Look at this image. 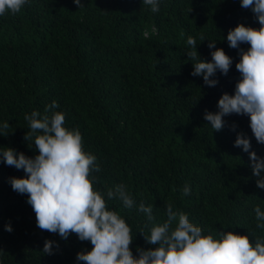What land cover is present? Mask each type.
I'll return each mask as SVG.
<instances>
[{
  "label": "trees",
  "instance_id": "obj_1",
  "mask_svg": "<svg viewBox=\"0 0 264 264\" xmlns=\"http://www.w3.org/2000/svg\"><path fill=\"white\" fill-rule=\"evenodd\" d=\"M238 23L260 26L240 0H162L156 13L142 0H82L80 7L74 0H31L0 16V121L10 125L0 147L38 154L24 139V116L33 110L51 115L46 106L55 100L65 125L78 128L84 150L97 156L95 188L106 192L125 184L137 205H152L157 223L167 219L172 204L205 233L264 236L255 215L257 205L264 210V189L256 185L249 153L234 140L246 133L261 156L264 143L256 141L248 115L225 116L221 130L204 116L218 111V98L233 93L240 78L239 49L227 41ZM189 36L202 59L212 58L209 39L233 58L227 74L216 72L215 86L191 74ZM24 175L0 162V264H77V253L93 245L76 233L64 239L37 226L28 194L9 182ZM108 205L130 225L134 255L156 246L144 237L151 224L145 213L116 199ZM46 240L54 242L51 254L43 251Z\"/></svg>",
  "mask_w": 264,
  "mask_h": 264
},
{
  "label": "clouds",
  "instance_id": "obj_2",
  "mask_svg": "<svg viewBox=\"0 0 264 264\" xmlns=\"http://www.w3.org/2000/svg\"><path fill=\"white\" fill-rule=\"evenodd\" d=\"M31 0H0V16L17 13ZM79 7L82 0H74ZM162 0H142L151 12L160 10ZM241 6L251 8L259 21V27L238 23L229 29L227 41L230 47L238 48L240 59L236 68L240 78L236 81L233 93L225 91L217 102L218 111H205V119L214 130L226 125L225 116L236 113L250 117L249 124L258 143H264V0H240ZM145 37L149 33L145 31ZM205 37H201L203 41ZM191 46L187 56L193 61L192 75L203 76L208 86H215L219 70L227 74L233 58L223 48L215 46L209 39L212 49L211 60L202 59L197 51V41L189 36L186 41ZM241 43L249 44L247 49ZM55 100L46 106L51 115H43L33 110L25 113L28 131L25 141H32L38 154L28 156L11 146L0 147V162L17 169L26 175L12 176L9 182L13 190L28 194V203L35 214L37 226L67 239L76 233L80 240H90L93 247L77 253V264H264V236L250 239L249 233L231 230L216 235L205 233L200 226L190 221L188 215L167 206V219L154 222L152 205L141 201L138 205L133 195L123 183L115 184L106 192L94 187V172H99L97 156L83 147L82 133L78 128L65 125V113L56 110ZM8 121H0V135H6ZM235 123L232 129L235 130ZM250 137L238 132L234 146L242 147L249 153L250 167L257 177L256 185L264 189V156L251 150ZM190 185H185L183 194L189 195ZM113 199L122 202L124 207H137L151 222L145 239L156 245L138 248L134 255L130 248L133 240L132 229L126 219L108 205ZM257 226L264 229V210L255 207ZM12 231L11 223L5 224ZM53 241L46 240L43 251L53 252Z\"/></svg>",
  "mask_w": 264,
  "mask_h": 264
}]
</instances>
